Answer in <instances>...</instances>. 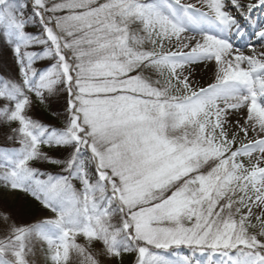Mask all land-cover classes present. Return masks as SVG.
Wrapping results in <instances>:
<instances>
[{"label": "snow or ice", "instance_id": "6c2138e0", "mask_svg": "<svg viewBox=\"0 0 264 264\" xmlns=\"http://www.w3.org/2000/svg\"><path fill=\"white\" fill-rule=\"evenodd\" d=\"M0 264H264V0H0Z\"/></svg>", "mask_w": 264, "mask_h": 264}, {"label": "rangeland", "instance_id": "374dc122", "mask_svg": "<svg viewBox=\"0 0 264 264\" xmlns=\"http://www.w3.org/2000/svg\"><path fill=\"white\" fill-rule=\"evenodd\" d=\"M13 203H15V202H13Z\"/></svg>", "mask_w": 264, "mask_h": 264}]
</instances>
